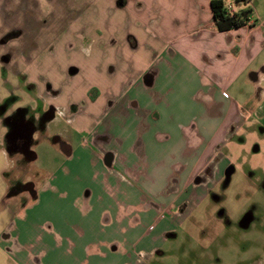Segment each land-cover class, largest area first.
I'll return each instance as SVG.
<instances>
[{
  "label": "crops",
  "instance_id": "1",
  "mask_svg": "<svg viewBox=\"0 0 264 264\" xmlns=\"http://www.w3.org/2000/svg\"><path fill=\"white\" fill-rule=\"evenodd\" d=\"M85 3L82 11L76 1L69 20L39 8L41 35L57 32L88 77L55 85L39 69L46 60L25 72L54 109L49 132L60 161L42 167L34 194L17 196L23 202L0 200L10 216L0 264H137L140 253L152 261L215 191L228 164L222 145L248 119L228 90L263 54L253 17L255 26L220 32L211 0ZM28 15L27 27L37 24Z\"/></svg>",
  "mask_w": 264,
  "mask_h": 264
},
{
  "label": "rangeland",
  "instance_id": "2",
  "mask_svg": "<svg viewBox=\"0 0 264 264\" xmlns=\"http://www.w3.org/2000/svg\"><path fill=\"white\" fill-rule=\"evenodd\" d=\"M76 1L33 0L26 9L25 0H0V200L8 195L7 202L13 206L24 201L18 195L29 196V192L18 194L17 190L27 183H38L44 178L42 167L60 161L53 153L55 138L49 132L54 109L45 106L38 90L27 85L25 72L32 75L33 61L46 60L39 69L55 85L75 80L78 84L88 77L87 66H81L85 60L69 54L64 44L56 41L57 32L41 35L39 26L46 19L40 5L44 9L47 4L49 20H69L76 11ZM73 2L75 9L71 7ZM85 2L80 0L82 11ZM227 5L239 10L232 0H227ZM247 7L253 8V19L264 34V0H248L241 9ZM29 11L37 24L28 25V29ZM64 11L70 16H62ZM46 51L48 56H44ZM263 51L244 78L228 90L230 97L246 109L248 119L238 125L219 152V159L224 157L228 162L223 178L189 215L186 225L170 236V243L151 262L149 256L138 253L137 264H264V81L256 87L249 77L254 71L264 77ZM76 64L80 74L69 76L67 70ZM25 122L35 129L31 151L37 159L33 162L19 153L12 156L7 150L8 130ZM8 208L0 213V230L9 225L10 216H5Z\"/></svg>",
  "mask_w": 264,
  "mask_h": 264
},
{
  "label": "trees",
  "instance_id": "3",
  "mask_svg": "<svg viewBox=\"0 0 264 264\" xmlns=\"http://www.w3.org/2000/svg\"><path fill=\"white\" fill-rule=\"evenodd\" d=\"M239 8L234 11L231 5H227V0H211V8L216 23V28L220 32H228L241 29L246 26H255L252 22L253 8L247 7L241 9L247 4L248 0H232Z\"/></svg>",
  "mask_w": 264,
  "mask_h": 264
},
{
  "label": "flooded vegetation",
  "instance_id": "4",
  "mask_svg": "<svg viewBox=\"0 0 264 264\" xmlns=\"http://www.w3.org/2000/svg\"><path fill=\"white\" fill-rule=\"evenodd\" d=\"M35 133V129L32 126H29L28 122H25L22 126H15L13 131L8 130L7 132V150L10 152V155H16L17 153L21 154L24 160L31 161L35 158V154L31 151L32 144V134ZM31 134V136L29 135ZM217 168V165H216ZM34 184L27 183L23 189H19L16 192H29L34 194ZM10 193V192H9ZM14 194V192H11ZM261 256L259 259H261Z\"/></svg>",
  "mask_w": 264,
  "mask_h": 264
}]
</instances>
